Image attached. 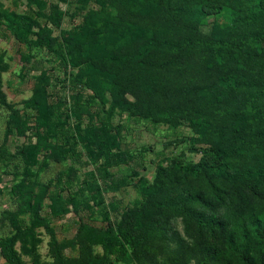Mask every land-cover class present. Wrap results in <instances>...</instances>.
<instances>
[{
  "label": "rangeland",
  "instance_id": "1",
  "mask_svg": "<svg viewBox=\"0 0 264 264\" xmlns=\"http://www.w3.org/2000/svg\"><path fill=\"white\" fill-rule=\"evenodd\" d=\"M170 2L180 12L166 0H0V13L29 15L31 37L44 41H20L0 16V75L11 105L0 104V240L13 238L24 264L264 261L256 249L242 257L226 246L228 232L264 216L259 184H221L224 201L212 208L227 224L215 234L203 237L171 214L140 231L153 236L139 246L125 242L121 227L153 189L158 166L186 173L181 181L209 194L212 180L193 168L204 148L232 138L229 128L209 130L218 114L182 92L220 83L227 73L219 59L147 43L227 38L239 9L225 0ZM138 52L124 65L114 61ZM0 264H8L1 249Z\"/></svg>",
  "mask_w": 264,
  "mask_h": 264
},
{
  "label": "trees",
  "instance_id": "2",
  "mask_svg": "<svg viewBox=\"0 0 264 264\" xmlns=\"http://www.w3.org/2000/svg\"><path fill=\"white\" fill-rule=\"evenodd\" d=\"M225 1L228 5L237 7L240 12L228 27L227 38L180 41L152 39L147 43L160 49L177 52L184 50L188 58L201 52L219 59L221 68L227 73L220 83L185 86L182 87V92L186 95L196 93L203 101V107L218 114L209 121V130L214 129L220 135H225L229 128L232 138L223 144H210L204 148V156L193 168L192 173L198 179L212 180L208 192L211 196L202 187L195 189L181 181L186 173L177 178L179 170L173 166L157 167L153 189L146 191V200L134 209L121 227L125 242L133 247L152 238L153 235L150 234L139 235L140 231L147 230L149 223H160L171 214L183 217L188 226L195 223L203 237L224 229L227 220L217 208H212L215 203L224 201L225 189L221 186L222 183L261 185L264 190V0ZM166 5L169 11L180 12L179 8L171 5L170 0H166ZM0 16L8 27L14 29L20 41L33 46L44 42L42 37H31L33 19L29 15L2 12ZM147 44L143 53L149 48ZM140 54L141 52L135 55L124 54L114 61L117 65H124L132 58L139 59ZM174 64L178 62L175 61ZM0 104L11 107L2 89L1 75ZM222 117L224 120L219 121ZM238 160L246 162L240 165ZM51 238L52 246L57 252L53 231ZM109 240L106 237V248L111 249L114 243ZM14 244L13 238L0 240L4 258L8 264H24ZM226 246L233 256L245 257L250 251L255 252V249L263 256L264 216L250 217L247 223L238 226L237 231L228 232ZM259 264H264V261Z\"/></svg>",
  "mask_w": 264,
  "mask_h": 264
}]
</instances>
